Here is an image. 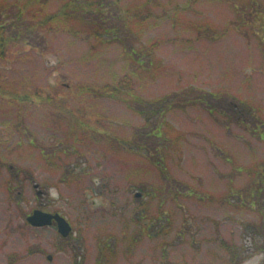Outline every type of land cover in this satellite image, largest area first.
Here are the masks:
<instances>
[{
	"label": "rangeland",
	"instance_id": "obj_1",
	"mask_svg": "<svg viewBox=\"0 0 264 264\" xmlns=\"http://www.w3.org/2000/svg\"><path fill=\"white\" fill-rule=\"evenodd\" d=\"M15 1L0 0L6 26ZM101 2L96 13L115 31L100 40L67 33L57 20L33 34L39 49L19 41L0 58L13 88L56 85L69 107L89 115L88 129L69 138L44 93L33 102L0 96V264H264V240L247 230L260 215L241 196L257 182L248 170L264 158V124L249 115L264 118V16L253 21L231 0ZM143 5L148 11L135 17ZM128 9L130 24L121 27ZM84 16L93 18L87 9ZM122 78L133 88L125 101L80 91ZM192 94L209 103L179 102ZM163 96L174 103L146 126L142 115ZM232 100L246 108L245 122L224 108ZM158 122L173 142L153 157L165 167L135 151L154 140L147 132ZM40 207L65 216L71 233L29 225ZM232 251L243 258L233 261Z\"/></svg>",
	"mask_w": 264,
	"mask_h": 264
},
{
	"label": "trees",
	"instance_id": "obj_2",
	"mask_svg": "<svg viewBox=\"0 0 264 264\" xmlns=\"http://www.w3.org/2000/svg\"><path fill=\"white\" fill-rule=\"evenodd\" d=\"M51 1L53 0H25V1H19L16 0L14 3H12L10 6H18L16 9V15L15 18L12 19L11 22L6 26L4 21H1L0 19V58H3L7 54V50L10 44H15L17 42H21L26 47H32L35 49H39V46L34 43L33 40V34L36 33L37 30L41 31H48L52 30L56 26L53 25L54 21L57 20H65V26L60 27L62 30L66 31L67 33H70L76 37L81 36L82 32H86L89 35H92L100 40L99 35L102 33H112L114 32V26L113 23H109L106 21L105 17L99 15L100 13H96V11L102 12L99 8H104V3L101 2L102 0L96 2L93 0H59V7L55 11H46V8L49 7ZM150 1V0H148ZM233 7L236 9V11H241L243 13L249 12L250 19L253 21L258 18L259 16H264V0H250L252 1L249 3V9L246 7L244 0H231ZM147 5V4H145ZM143 5L142 9H136L140 11H135V17L138 18V16H141V13L143 10L147 8V6ZM98 7L97 9H95ZM12 8V7H11ZM81 8L83 9V12H81ZM243 8V10H241ZM84 9H87V12H90L93 18H86L84 16ZM95 9V10H94ZM131 9H128L125 11L124 14L121 16L122 25L121 27H126V25L130 24V17H129V11ZM148 11V9H146ZM242 13V14H243ZM87 14V13H85ZM2 15V14H0ZM28 18V19H27ZM146 19V18H145ZM145 19L139 20L144 21ZM107 24V25H106ZM57 28V27H56ZM59 28V27H58ZM260 34V40L264 41V36ZM118 34L114 35L112 39H118ZM130 52V51H129ZM134 52V51H133ZM132 53V51L130 52ZM134 54H137L135 52ZM137 61L142 66V60L141 57H136ZM127 78H122V80L118 83H105L103 86H98L94 88H90L89 86H83L80 87V91H90L93 94L105 96V97H111L116 99H126L122 98L123 95H128L133 92V88L130 86H123V82L126 81ZM6 77L3 75L2 70H0V96L7 97L12 100H16L17 102L25 101V102H33L38 101L42 99V94L46 95V98H44L45 104L52 105L50 108L54 110L52 112V119L53 121L61 127L64 122H66V129L67 130V136L69 138H78L79 129L86 128L88 129L89 124V115L85 112H76L73 110V108L68 106V100L66 99V95L63 94L59 90V88L55 86H50L51 90H49L47 93L45 91L41 90H32L27 91L24 89H18L13 88L11 84L7 83ZM92 87V86H91ZM130 87V88H129ZM83 89V90H82ZM81 93V92H80ZM206 94H198L192 96H186L182 101H179L181 103H184V106H188L190 104L204 102L206 105L209 103V101L206 99ZM213 95V94H211ZM136 97V96H135ZM139 103L141 105L146 106L147 101L143 97L138 98ZM156 104L161 103L162 106L159 109H153L150 110V115L144 116L143 113H145V110H142V112H139L143 114L144 117V124L148 126V123L150 122V116H153L157 113V110H159V114H163L167 111L169 107L172 106L170 99L167 96H163L156 99ZM125 101V100H124ZM151 102V100H149ZM232 106L229 108L226 104L224 108L226 111H233L235 112V117L238 121L245 120L243 115L245 113L244 110L246 108L240 107L239 103L235 100H232L229 102ZM153 104V103H152ZM167 106V108H166ZM138 109V108H137ZM213 108H211V111ZM154 113V114H153ZM248 113V112H247ZM254 119L257 117L259 119L260 123L262 125L264 124V118H261L258 112L256 114H251ZM238 114V116H237ZM245 115V114H244ZM242 118V119H241ZM53 122V123H54ZM63 127V126H62ZM260 124L255 127L259 128ZM253 129V130H254ZM147 137L154 138V140L147 145H141L136 144L135 151L138 153H141L142 156H145L147 159L151 160L154 165L159 167H165L166 163L163 161H159L158 158L154 159L153 157L156 155H163L165 152H168L173 147V142L170 141L165 136L164 128H163V122H158L154 126H152L148 132ZM157 139L158 142L155 140ZM166 143L164 145H161L162 143ZM171 142V143H170ZM176 145V144H175ZM162 146V147H161ZM166 155V153H165ZM52 161V160H51ZM48 164L50 161H46ZM22 173L24 171L20 169ZM164 170H162V173H160L162 178H167L164 174ZM248 174L250 178H257V182L254 186H251L248 190V192L242 193L243 201L247 200L248 207H250L253 210H256L258 214L260 215V222H252L251 224H247L249 234L252 236V238H262L264 240V158L260 159L254 167H252L250 170H248ZM19 184V183H18ZM22 186V184H21ZM179 194V192H176ZM159 218V217H158ZM155 218L153 217L152 221H154ZM238 253L235 251H232L230 257L233 261L241 260L243 257H237Z\"/></svg>",
	"mask_w": 264,
	"mask_h": 264
},
{
	"label": "water",
	"instance_id": "obj_3",
	"mask_svg": "<svg viewBox=\"0 0 264 264\" xmlns=\"http://www.w3.org/2000/svg\"><path fill=\"white\" fill-rule=\"evenodd\" d=\"M35 187H38L36 184ZM39 191L38 193H40ZM26 221L35 227H44V226H51L53 224H56L58 232L66 237L68 236L72 231V225L69 222V220L61 215L60 213H52L49 211H45L43 209H34L27 217ZM49 259H51V256H49Z\"/></svg>",
	"mask_w": 264,
	"mask_h": 264
}]
</instances>
